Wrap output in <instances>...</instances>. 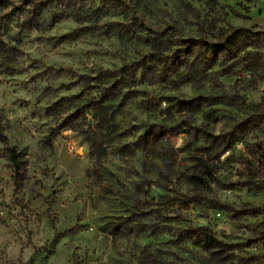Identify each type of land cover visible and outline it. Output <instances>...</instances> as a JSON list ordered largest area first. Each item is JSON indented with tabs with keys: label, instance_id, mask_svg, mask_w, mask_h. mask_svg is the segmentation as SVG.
<instances>
[{
	"label": "rangeland",
	"instance_id": "374dc122",
	"mask_svg": "<svg viewBox=\"0 0 264 264\" xmlns=\"http://www.w3.org/2000/svg\"><path fill=\"white\" fill-rule=\"evenodd\" d=\"M262 117L264 0H0V264H264Z\"/></svg>",
	"mask_w": 264,
	"mask_h": 264
},
{
	"label": "trees",
	"instance_id": "16d2710c",
	"mask_svg": "<svg viewBox=\"0 0 264 264\" xmlns=\"http://www.w3.org/2000/svg\"><path fill=\"white\" fill-rule=\"evenodd\" d=\"M247 30L238 29V32L235 34L228 35L222 42L220 43H211L208 48L218 55H229L233 54L234 50L240 44L241 38L245 35ZM255 74V73H254ZM261 123H264V117H262ZM226 150L230 149L232 146H225ZM252 161L254 163H263L264 162V149L261 146L253 151ZM11 158L13 164L15 166L16 173L22 170V164L19 160V155L16 152H12ZM200 160L197 162L198 173L193 174L192 178L198 183H207V180H211L214 176L213 164H211L208 160H204L203 158H199ZM260 212L264 210H259ZM195 236L197 237L198 242L203 245L205 250H212L220 247L223 241L219 240L213 231L207 226H201L196 230Z\"/></svg>",
	"mask_w": 264,
	"mask_h": 264
},
{
	"label": "built area",
	"instance_id": "2783aa9c",
	"mask_svg": "<svg viewBox=\"0 0 264 264\" xmlns=\"http://www.w3.org/2000/svg\"><path fill=\"white\" fill-rule=\"evenodd\" d=\"M260 248H261V250L264 252V242L261 243V247H260ZM255 249H256V250H259L258 246H256Z\"/></svg>",
	"mask_w": 264,
	"mask_h": 264
}]
</instances>
